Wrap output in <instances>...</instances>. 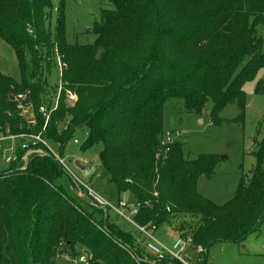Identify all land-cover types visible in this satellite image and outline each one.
Here are the masks:
<instances>
[{
    "label": "trees",
    "instance_id": "1",
    "mask_svg": "<svg viewBox=\"0 0 264 264\" xmlns=\"http://www.w3.org/2000/svg\"><path fill=\"white\" fill-rule=\"evenodd\" d=\"M95 23L96 39L71 44L61 11L56 29L52 0H0V40L15 53L20 80L0 72V135L42 134L63 150L83 127V151L98 145L101 167L119 197L130 194L142 226H167L194 247L243 243L264 220V137L254 140L255 165L234 198L217 206L198 191L218 160H188L183 146H162L164 109L181 100L187 113L213 108V125L229 105L246 108V83L264 70V0H108ZM63 65V91L45 128L39 113L52 106L58 86L49 72ZM58 68V67H57ZM78 101L67 106V93ZM264 95V79L258 82ZM34 121L12 98L27 94ZM0 169V264H57L83 250L90 264H149L143 243L69 195L64 169L31 156ZM121 201V198L118 202Z\"/></svg>",
    "mask_w": 264,
    "mask_h": 264
},
{
    "label": "rangeland",
    "instance_id": "2",
    "mask_svg": "<svg viewBox=\"0 0 264 264\" xmlns=\"http://www.w3.org/2000/svg\"><path fill=\"white\" fill-rule=\"evenodd\" d=\"M52 2L53 30L56 29L62 11L69 43L84 45L95 41V23L99 21L102 10L108 8L107 3L90 0H52ZM261 33L264 37V32ZM262 51L264 53V46ZM57 67L48 74L52 87L60 83V72ZM0 72L15 80H20L21 77L14 51L2 40H0ZM262 79H264V70L260 71L255 80L246 83L245 112L242 113L237 105L227 106L220 113L222 123L218 126L212 123L211 102L207 104L201 116L187 113L181 100H172L165 105L164 131L178 132L181 135L178 142L182 144L186 158L194 160L202 155L217 158L214 175L210 178L202 177L198 182L199 193L217 206H223L234 198L241 179L249 177L255 165L254 140H261L264 137V95L257 92L258 82ZM76 98L73 103L65 99L67 106H73L78 101L77 96ZM87 136L88 129L83 127L74 133L63 150L56 145L51 146L55 154L63 160L66 171L57 184L89 211H92L93 207L81 197L73 177L113 205L118 204L120 198L131 202L130 194L119 197L108 173L101 167L99 154L102 146L98 145L87 151L82 150ZM11 143L13 146L10 142L3 143V154H11V149L16 144ZM5 168L7 164L0 162V169ZM109 218L123 230L137 238L140 237L134 227L117 218L112 212L109 213ZM155 238L168 247H172L176 240L175 234L167 226L158 228ZM78 251V257L73 260L65 253L60 254L57 264H81L79 259L87 254L81 249ZM200 258L203 264H264V220L258 231L251 234L243 243L218 242L208 249L207 255Z\"/></svg>",
    "mask_w": 264,
    "mask_h": 264
},
{
    "label": "built area",
    "instance_id": "3",
    "mask_svg": "<svg viewBox=\"0 0 264 264\" xmlns=\"http://www.w3.org/2000/svg\"><path fill=\"white\" fill-rule=\"evenodd\" d=\"M100 3H107L108 0H90ZM58 69L60 72V83L58 84L57 96L54 98L53 104L51 107L48 105H42L39 108V113L45 120V128L50 120L51 114L59 106L60 97L63 91L62 73L63 65L59 61ZM27 94H20L13 98V101L17 104V110L19 111L20 116L26 118L28 121H34L35 115L33 112V105L28 100ZM68 102L73 103L77 100L76 96L70 92L67 93ZM181 138V135L178 132H164V135L161 140L162 146H169L175 142H178ZM4 142H15V146L11 149V154H3L2 147ZM77 143V141H75ZM51 144L43 138L42 134H18L14 135L7 131V134L0 135V162H5L7 165L17 162L18 156L16 151L20 149L25 152L21 162L23 168L26 167L27 162L31 156H46V153L50 154L55 161L64 169L65 165L63 160L55 154L51 148ZM3 152L6 153L3 149ZM47 157V156H46ZM66 172V171H65ZM69 173V172H67ZM72 177V176H71ZM75 184L78 186L81 197L87 200L90 205L104 213L105 218L109 216V213L112 212L117 218L122 219L125 223L134 227L140 237L139 240L143 243L144 252L146 258L142 259L144 262L149 264H203L201 256L207 255V252L202 247H194L193 240L191 238H183L180 235H176V240L172 247H168L160 243L155 238V233L158 231V228L155 225H146L142 226L137 223L135 217L139 213V206L131 204V202L119 201L118 204L113 205L107 200L99 196L91 188L83 184L80 180L73 177ZM73 260V259H71ZM81 264H90L91 258L86 255L79 259Z\"/></svg>",
    "mask_w": 264,
    "mask_h": 264
},
{
    "label": "water",
    "instance_id": "4",
    "mask_svg": "<svg viewBox=\"0 0 264 264\" xmlns=\"http://www.w3.org/2000/svg\"><path fill=\"white\" fill-rule=\"evenodd\" d=\"M12 99H13V98H12ZM46 156L49 157V158H51L52 160L55 161V159H54L50 154L46 153ZM77 165H78V164H77Z\"/></svg>",
    "mask_w": 264,
    "mask_h": 264
},
{
    "label": "crops",
    "instance_id": "5",
    "mask_svg": "<svg viewBox=\"0 0 264 264\" xmlns=\"http://www.w3.org/2000/svg\"><path fill=\"white\" fill-rule=\"evenodd\" d=\"M10 144H12V143L10 142ZM12 146H13V144H12ZM12 146H11V147H12ZM14 146H15V145H14ZM78 166H79V163H78ZM90 172H91V171H90ZM84 173H85V170H84ZM85 174H86V173H85ZM86 201H87V200H86ZM121 201H124V200L121 199ZM87 202H88V201H87ZM89 204H90V203H89Z\"/></svg>",
    "mask_w": 264,
    "mask_h": 264
}]
</instances>
